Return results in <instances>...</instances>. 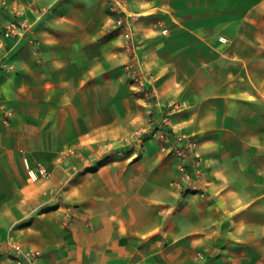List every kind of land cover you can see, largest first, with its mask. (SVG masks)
<instances>
[{
	"label": "crops",
	"instance_id": "obj_1",
	"mask_svg": "<svg viewBox=\"0 0 264 264\" xmlns=\"http://www.w3.org/2000/svg\"><path fill=\"white\" fill-rule=\"evenodd\" d=\"M2 1L0 41L14 3L34 31L0 47L14 65L0 71L13 111L9 125L0 111V264H19L11 241L42 246L44 264H183L200 255L264 264V77L245 57L222 59L233 48L218 43L221 21L245 18L237 1L121 0L115 30L112 0ZM157 18L169 21L168 36ZM130 61L150 77L151 98L135 90ZM172 101L182 108L168 114ZM165 117L200 141L199 191L176 188L177 162L158 139L130 138ZM38 161L52 175L30 181ZM72 163L84 170L69 174Z\"/></svg>",
	"mask_w": 264,
	"mask_h": 264
},
{
	"label": "built area",
	"instance_id": "obj_2",
	"mask_svg": "<svg viewBox=\"0 0 264 264\" xmlns=\"http://www.w3.org/2000/svg\"><path fill=\"white\" fill-rule=\"evenodd\" d=\"M3 2L4 4L7 3L6 0ZM112 2V9H120L119 7L122 5L121 0H112ZM12 12L16 16V19L5 26L3 31L4 40L11 39V37L12 39H20L34 31V23L22 17L25 12L19 3L12 4ZM4 40L0 41L1 48L6 47ZM127 68L139 91L147 98H151L154 91L153 88L149 87L151 79L147 73L141 72L139 66L134 61H131L127 65ZM2 70L6 72L14 70V65L6 61L4 55L0 57V71ZM6 103L0 91V111L3 114V122L9 125L11 124L13 111ZM170 106L171 111L169 113H173L177 109V105L171 104ZM146 133H149L150 137L158 139L161 142V151L168 157H173L176 160L179 171L178 179L173 182L176 188L181 191L201 190V184L206 179V173L199 153L200 141L196 136L178 131L167 117L163 119L161 126L156 127L150 132L146 130L136 131L130 135V138L136 139L138 143H142L144 142L143 138ZM73 169H77V166H73ZM30 171L34 177H37L38 174L43 176L50 174V169L41 161H38ZM10 244V250L15 254L19 264H41V250L27 248L18 241H11Z\"/></svg>",
	"mask_w": 264,
	"mask_h": 264
},
{
	"label": "rangeland",
	"instance_id": "obj_3",
	"mask_svg": "<svg viewBox=\"0 0 264 264\" xmlns=\"http://www.w3.org/2000/svg\"><path fill=\"white\" fill-rule=\"evenodd\" d=\"M3 1L2 3H4ZM236 1H237L236 5H238L237 6L238 10L243 12V14L245 12V18L236 20V21H227V22L221 21L220 24H222L223 22L224 26L219 29L220 37H219L218 43L230 44V47L232 46L233 48V50H231L230 52L223 53V54L221 53L223 56L222 59H225L227 61H231L234 59L238 61H242L245 57L246 60L250 61V65H251L250 71L255 76V78H257V80L259 81V79L262 77V80H263V77H264V8L260 6V0H236ZM111 12L115 14L116 17L114 21L110 22L109 28L115 30L120 24H123L124 22V21H120L122 19L123 12L121 9L114 10L112 8H111ZM154 26L164 36H168L170 34V26H169L168 20H165L164 18H157L154 21ZM232 54L235 56L234 59H231ZM132 83L136 86L135 90L139 93H142L137 88V85L135 84L133 79H132ZM171 104L177 105V109L174 111H180L183 103H181L180 101L170 102L167 108L168 114L171 111V106H170ZM145 107L147 108L148 105H145ZM150 111H153V110H150ZM44 164L50 169V174L47 176L38 174L37 177H34L30 170L36 164L32 165L30 166L29 172H28L30 181L32 180L35 181V180H38L39 178H48L52 175V172H53L52 168L46 163ZM73 166H77V169H73ZM84 167H85L84 164L72 163L67 168V172L69 174L74 175L78 172L83 171ZM28 238H31V237H28ZM34 238L35 237H32L31 239H34ZM18 239L21 241L23 240L21 239V237ZM36 239L37 238H35L34 240ZM27 248L39 249L42 252V256L44 255V252L42 250L43 247L40 245L34 244L33 246L27 247ZM8 253L10 254L11 257L15 256V254L11 250L8 251ZM200 256L204 260L199 258V260L195 259L194 261L185 262L183 264H215L210 259L204 258L203 257L204 255H200ZM41 264H44V263L41 262ZM45 264L47 263L45 262ZM137 264H147V262L142 258L137 262Z\"/></svg>",
	"mask_w": 264,
	"mask_h": 264
}]
</instances>
